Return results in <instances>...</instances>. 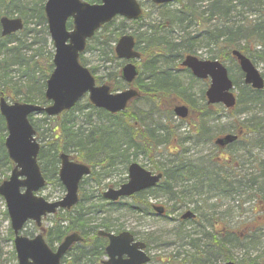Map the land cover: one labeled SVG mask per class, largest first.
<instances>
[{"label": "trees", "instance_id": "trees-1", "mask_svg": "<svg viewBox=\"0 0 264 264\" xmlns=\"http://www.w3.org/2000/svg\"><path fill=\"white\" fill-rule=\"evenodd\" d=\"M175 1L179 2L181 0ZM239 1V3L245 4L244 0ZM246 1L249 2L250 0ZM251 1L259 4L263 0ZM43 2L44 0H0V15L14 16L13 14H15L24 21L22 30L4 37L0 36V95L10 100L38 104L46 103L44 88L45 80L52 69V45L48 38ZM230 2L229 0H212L211 3L212 9H219L217 19L224 28L229 21L227 15L232 7L229 4ZM185 10L189 11V6L184 5L178 10L167 11L165 15L166 22L168 24H182L184 21H190L195 15L192 12H184ZM11 13L13 14L11 15ZM197 22L200 24L199 19ZM201 22L205 24L207 20L202 19ZM163 24H151L148 27L149 32H136L134 34L141 55L137 64L139 71L134 80V85L140 92L139 98L148 100L154 109L157 108V105L172 106L178 100L185 102L191 111L196 108L195 99L190 91L191 83L188 86L182 84L178 73L180 70L189 72L187 69L179 67V61L184 54H187L186 51L188 53L193 51L190 49V45L196 36L187 33V35L179 38V41H173L168 36L160 33ZM126 27L127 22L125 20L119 17L112 19L87 41L85 48V52L97 51L99 55L105 57V60L114 61L110 73L96 77L99 82H107L112 90L125 86L119 79V67L122 62L116 60L113 45ZM226 29L227 31L216 29L210 34L208 43L210 42L218 50L211 58H217L221 61L230 60V49L233 46L238 47L245 53L250 51L249 47L259 46L260 48L255 49L254 57H261L264 63V16L257 18L251 25L230 26ZM183 43H186L187 46ZM250 52L249 57L252 58ZM79 60L86 65L87 60L84 54H80ZM89 69L94 74L98 67L91 66ZM190 78L195 81L191 74ZM233 83L237 89L235 106L242 104L248 110L250 105L264 103V88L255 90L243 83H238L235 79ZM198 99L201 103V119L210 117L213 113V105L205 102L204 89H201V95L198 96ZM79 103L72 109L64 111L60 115L62 118L55 125L51 127L50 124V134H46L49 128L44 127V122L47 123L51 118L46 117L44 114L39 117L34 115L29 117L40 141L37 160L47 184L50 183L63 188L57 177L58 155L60 152L69 153L75 161L84 162L91 167L90 175L81 181V184H83L90 178L98 181V173L105 176L110 175L112 169L119 164L125 169L127 163L130 162V155L134 156L137 153L152 155L156 144L165 146L173 140L168 128L148 125L138 127L136 122H139L141 115L137 112L130 114L124 111L109 114L104 110L93 107L86 99ZM214 107L222 108L219 105H214ZM234 107L227 109V111L232 112ZM85 108L88 110L83 114L89 116L93 113L97 115V121L92 123L88 117V120H85L88 126L76 125L79 114L82 115L80 112ZM165 113L166 111H164ZM124 116L126 117L123 118ZM261 120L257 117L251 119L248 123H236L231 120L225 130L226 132L240 134V138L245 134L255 133L262 140L264 139V123L262 124ZM200 130L202 131L204 128L201 127ZM202 134H204L203 131ZM5 135V123L0 115V166H5L9 171L13 164L8 158L4 147ZM184 139L188 141L191 137ZM239 140L227 146H234ZM177 153L171 154L173 156L171 162L154 166L156 171L163 173V179L155 187L156 189L151 188L140 191L132 195L128 201L123 202L106 201L100 194L98 196V199L102 201L100 207L109 205L107 211L125 209L134 213H149L151 205L149 199L155 190H160L167 198L173 199L174 197L176 200V194H179L181 198L188 194L190 189L201 190L206 188L216 190L220 187V189L225 190L232 185V181L228 180L226 171H220V167L227 164L228 157H220L218 160L217 157L213 158L211 155L206 154L197 158L201 161L196 164L183 157L184 155ZM229 154L231 155V153ZM201 172H204V174ZM173 181H178V188L175 189V185L171 184ZM254 181L252 180L251 184ZM82 199V195H79V201L76 205L69 210H58V218L54 219L51 225L40 228L45 241L51 247L73 231L79 232L83 237L81 242L71 246L62 257L60 264H101L100 260L104 255L105 239L97 235V230L102 228L118 231L123 227L121 224L113 226L112 219L106 215L102 216L99 222H95V214L102 212V210L94 202L84 205ZM104 212H106L105 209H103ZM180 230L178 228L177 233L183 234V237H189L186 244L193 248V251L189 253L187 260H185L186 264H213L212 260L219 255L220 257L226 256L227 249L224 245L231 242L232 236L233 241L237 239L230 232L224 234L209 232L207 237L204 238L205 241L199 244L197 243L198 239L192 238L189 231L182 232ZM37 231L38 228L35 225L32 228L26 226L23 229V234L31 237ZM253 235L254 231L249 228L248 234L244 236L251 241ZM8 237L12 240L10 228L8 229ZM171 257L167 260H170ZM225 258L229 259L231 257L226 256ZM160 263L170 264L171 262L162 259ZM245 264H264V261H261L259 256L254 255L249 257Z\"/></svg>", "mask_w": 264, "mask_h": 264}, {"label": "rangeland", "instance_id": "rangeland-1", "mask_svg": "<svg viewBox=\"0 0 264 264\" xmlns=\"http://www.w3.org/2000/svg\"><path fill=\"white\" fill-rule=\"evenodd\" d=\"M229 1H231L229 4L232 7L227 15L229 21L224 28L217 19V11L219 9L211 8L212 0L173 1L164 6H156L147 0H140L143 11L142 18L135 22L126 21L125 32L133 34L136 32H149V25H162L165 23L161 27V34L168 36L173 41H179V38L187 35V33L191 36H196L191 41L190 49L193 50L191 53L200 58H211L218 51L210 42L208 43L212 31L216 29L227 31L226 28L230 26L251 25L257 18L264 16V0L259 4L252 3L251 0L249 2L244 0L245 4L239 3V0ZM184 5L190 8L189 11L185 10L184 12H192L195 16L190 21H184L182 24H168L165 18L167 11L178 10ZM196 19L200 20V24H198ZM202 19L207 20V22L205 24L202 23ZM183 45L187 46L186 43H183ZM249 49L256 67L264 74V63L261 57L257 56L255 58V49L253 47H249ZM185 53L188 52L186 51ZM84 56L88 67H98L95 71L96 77L105 76L112 71L114 61L105 60V57L99 55L97 51H87ZM223 62L230 68L229 74L231 77L233 78L234 74L238 83H241L242 77L238 68L234 65L233 58L223 60ZM178 77L182 84L186 86L191 83L190 91L195 99L196 108L189 110L188 116L185 119H181L172 112V107L178 100L172 106L157 105L159 110L152 108L146 99L139 98L131 102L127 112L130 114L137 112L141 115L139 122H136L138 127L140 125H148L168 128L173 140L165 146L156 144L152 155L145 153L130 155L129 161L134 160L147 169H153L155 165L171 162L173 159V156L170 155L171 152H178L177 154L184 155L183 157L190 161L206 154L211 155L213 158L217 157V159L219 156L228 157L227 164L224 167H220V171L225 170L228 180L232 181L229 189L222 190L219 187L216 190L206 188L199 190L194 188L190 189L189 193L181 198L179 194H176V200L174 197L173 199L167 198L160 190H155L149 200L165 207L163 216L152 212L147 214L145 212L134 213L125 209L107 211L109 205L100 207L102 201L98 199V196L106 188L116 187L120 182L126 180V168L124 169L119 164L112 169L110 175L105 176L102 173H98V181L90 178L80 185L82 202L84 205L94 202L102 210V212L95 214V222H99L104 215L109 216L112 219L113 226L121 224L123 229L130 230L137 238L146 241L149 244L147 251L155 259L147 264H161L160 261L162 259L170 261V264H186L185 260H187L189 253L193 251V248L186 244L189 241V237H183V234L177 233L178 225L182 226L180 228L182 232H186L185 230L193 232L191 237L198 239L197 243L199 244L205 241L204 238L207 237L209 232H216V230L221 231V234L231 232L237 239L235 241L232 239L230 243L224 245L225 249H227L226 256L231 257L238 264H245L246 260L254 255L259 256L260 260L264 261V211H261V208L264 207V139L261 140L258 134L248 133L240 138L234 146L220 148L213 143L215 136L226 132L225 129L231 120L236 123H248L251 119L257 117L262 119L261 123L263 124L264 103L250 105L248 110L242 104H239L233 108L232 112H228L225 108H215L213 105L211 116L201 119V103L198 96L201 95V89L205 90L208 81L196 78L195 81L191 80L190 72L183 70H180ZM82 101H85V99L80 102ZM180 102L186 104L185 102ZM87 110L85 108L80 112L82 115L79 114L76 125L88 126L85 121L88 120V117L92 123L97 121V115L91 113L86 116L83 114ZM164 111H166L165 114ZM61 118L62 116H58L54 119L51 118L47 123L44 122V127L47 126L49 128L46 134H50V124L52 127ZM201 127L204 128L202 130L204 134L200 130ZM190 137V140L185 141L184 138ZM118 138L120 137L118 136ZM201 173L204 174V172ZM9 174L10 170L7 171L5 166H0V179H5ZM252 180L255 181L251 184ZM171 184L175 185V189L179 187L178 181H173ZM64 192L63 188L48 183L39 191V194L47 200L53 201L60 199ZM124 200L128 201L126 198ZM188 208L196 213V217L194 219L180 220V213ZM103 209L106 212L103 213ZM4 211L5 203L0 196V264H16L12 240L8 237L9 218ZM57 218V212L53 215H48L42 219V225L49 226ZM26 226L32 228L33 223H27ZM249 228L254 231L251 241L244 236L248 234ZM169 257H171L170 260H167ZM222 257L219 255L213 259V264L223 262L225 257Z\"/></svg>", "mask_w": 264, "mask_h": 264}, {"label": "water", "instance_id": "water-1", "mask_svg": "<svg viewBox=\"0 0 264 264\" xmlns=\"http://www.w3.org/2000/svg\"><path fill=\"white\" fill-rule=\"evenodd\" d=\"M89 3L83 0H46L44 13L48 33L54 47L52 56L53 69L46 83L44 96L49 104L41 106L28 102H7L0 97V114L3 116L7 135L4 139L8 157L14 166L8 179L0 183V195L3 197L6 211L13 232V246L17 264H59L60 258L70 245L81 240L77 233L66 235L52 250L44 241L41 234L32 238L20 233L27 220L34 221L38 226L42 216L52 214L57 208H70L78 200V184L84 175L89 174L87 165L69 159L68 154L60 153V167L58 178L65 188L64 196L56 201H48L36 192L44 186L37 163L39 143L34 137L35 130L28 116L33 112H45L54 116L70 109L83 96L87 95L91 104L103 108L111 113L125 109L128 102L138 95L133 88L111 92L107 84H95V80L87 67L78 61L79 53L84 49L86 39L91 37L98 27L109 21L113 16L120 15L126 19H137L141 15V8L137 0H98ZM155 4L168 3L173 0H149ZM72 18L73 28H66V21ZM23 22L20 17H0V34L2 36L18 31ZM118 58L135 59L139 53L134 50V39L130 34L121 35L114 46ZM231 54L238 60L243 73V81L251 87L260 89L264 80L248 57L238 50ZM181 65L187 67L198 78L209 77L210 82L205 91L207 103H222L231 107L235 103L232 92V81L227 68L217 59H199L194 55H186ZM137 74L135 65L127 61L120 70L121 78L130 83ZM173 112L180 116L187 115L185 105H176ZM236 135L227 133L215 138L214 142L220 146L233 142ZM161 173L153 174L137 162L129 163L127 167V181L117 188H108L103 196L116 200L128 196L136 191L155 185L161 178ZM162 212V207H155ZM193 213L186 211L183 217H192ZM100 235L108 238L105 247L108 260L103 264H144L149 257L143 251L144 243L133 241L128 231L117 235L100 231ZM222 264H235L227 261Z\"/></svg>", "mask_w": 264, "mask_h": 264}, {"label": "flooded vegetation", "instance_id": "flooded-vegetation-1", "mask_svg": "<svg viewBox=\"0 0 264 264\" xmlns=\"http://www.w3.org/2000/svg\"><path fill=\"white\" fill-rule=\"evenodd\" d=\"M139 61H140V59H139ZM114 230V229H113ZM114 233H118L119 231H116V230H114L113 231ZM103 237V236H102ZM104 239H105V241H106V238L105 237H103ZM106 245V244H105ZM107 257H106V255H104L103 257H102V259H101V263H102V261H103V259H106Z\"/></svg>", "mask_w": 264, "mask_h": 264}]
</instances>
